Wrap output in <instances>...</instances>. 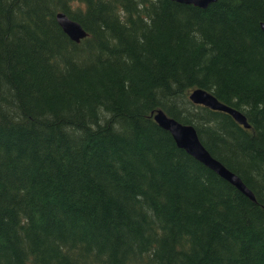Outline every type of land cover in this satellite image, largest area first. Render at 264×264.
I'll list each match as a JSON object with an SVG mask.
<instances>
[{"label": "trees", "instance_id": "16d2710c", "mask_svg": "<svg viewBox=\"0 0 264 264\" xmlns=\"http://www.w3.org/2000/svg\"><path fill=\"white\" fill-rule=\"evenodd\" d=\"M261 24L264 0H0V264H264ZM159 109L255 201L179 149Z\"/></svg>", "mask_w": 264, "mask_h": 264}, {"label": "water", "instance_id": "95a60500", "mask_svg": "<svg viewBox=\"0 0 264 264\" xmlns=\"http://www.w3.org/2000/svg\"><path fill=\"white\" fill-rule=\"evenodd\" d=\"M170 1L183 5H193L200 9H206L217 0ZM56 20L62 30L73 41L78 42L80 39H83L87 36L85 31L78 23L70 20L64 14H57ZM260 27L264 32V24H261ZM190 100L212 111L222 112L229 115L237 124L241 125L245 129H249L250 127L245 116L240 111L221 103L208 91L202 89L196 90L191 94ZM151 117H153L154 121L160 126V128L167 131L171 135L172 139L179 149L185 151L189 156L201 163L207 169L214 172L221 179L235 187L239 192H241L251 201H255L253 193L246 187L242 180L236 174L228 170L220 161L211 156V154L201 143L197 131L193 126L180 123L176 119L166 115L160 109L151 112Z\"/></svg>", "mask_w": 264, "mask_h": 264}, {"label": "bare ground", "instance_id": "6f19581e", "mask_svg": "<svg viewBox=\"0 0 264 264\" xmlns=\"http://www.w3.org/2000/svg\"><path fill=\"white\" fill-rule=\"evenodd\" d=\"M59 13H62V14H64L65 16H67L64 12H57L56 14H55V18H56V15L57 14H59ZM67 18H69L68 16H67ZM70 20H72V21H74V22H76V23H78L80 26H81V28L85 31V29L82 27V25L78 22V21H75V20H73V19H71V18H69ZM57 21V20H56ZM58 23V22H57ZM85 33H86V31H85ZM87 34V33H86ZM81 40V39H80ZM79 40V41H80ZM78 41V42H79ZM199 89H201V88H195V89H193L191 92H190V94H189V98H190V96H191V94L194 92V91H196V90H199ZM202 90H204V89H202ZM206 91V90H205ZM194 103V102H193ZM196 104V103H195Z\"/></svg>", "mask_w": 264, "mask_h": 264}]
</instances>
